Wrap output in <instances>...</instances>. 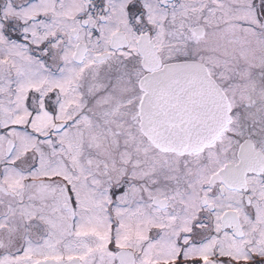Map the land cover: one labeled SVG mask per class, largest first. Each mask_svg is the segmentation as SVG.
Here are the masks:
<instances>
[{
  "label": "snow or ice",
  "instance_id": "6c2138e0",
  "mask_svg": "<svg viewBox=\"0 0 264 264\" xmlns=\"http://www.w3.org/2000/svg\"><path fill=\"white\" fill-rule=\"evenodd\" d=\"M0 264H264V0H0Z\"/></svg>",
  "mask_w": 264,
  "mask_h": 264
}]
</instances>
